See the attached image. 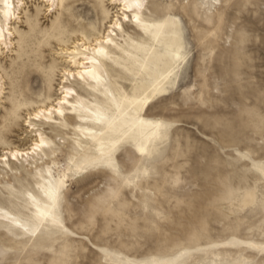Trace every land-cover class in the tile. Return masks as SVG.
Wrapping results in <instances>:
<instances>
[{"label":"rangeland","instance_id":"374dc122","mask_svg":"<svg viewBox=\"0 0 264 264\" xmlns=\"http://www.w3.org/2000/svg\"><path fill=\"white\" fill-rule=\"evenodd\" d=\"M26 3L14 52L0 57V154L27 148V110L57 97L60 75L40 95L27 72L60 69L59 49L92 40L116 11L109 0H61L51 13ZM145 20L116 31L99 83L71 79L80 98L65 121L36 122L51 147L44 180L22 168L0 177V264H264V0H148ZM176 20L184 62L142 110L169 72L162 38ZM142 121L159 123L161 140L140 156L128 136ZM247 192L255 201L240 206ZM41 213L60 228L31 233Z\"/></svg>","mask_w":264,"mask_h":264},{"label":"bare ground","instance_id":"6f19581e","mask_svg":"<svg viewBox=\"0 0 264 264\" xmlns=\"http://www.w3.org/2000/svg\"><path fill=\"white\" fill-rule=\"evenodd\" d=\"M41 1L42 4L47 8V12H54L60 8L61 0H36ZM222 0H219L221 3ZM19 6L15 5V0H9L10 7H5L3 0H0V32L3 33L0 37V57L3 55L2 50L7 52H14L17 31L13 25L14 19L19 23H22L23 10L26 8V0H18ZM109 4L116 9L114 15L110 21H106L105 12L101 13L99 18V28L97 30L96 36H91L92 40H89L88 36L83 34L80 37H75L70 43L72 46L70 48L59 49L62 53H56L58 55H64V60L62 67L57 69V66H51L50 70L47 68H42L41 73L37 76L32 77L31 71L27 72L25 76L26 89L30 88L31 92L43 95L44 91L50 93L52 90L51 83L57 75H60L58 89L54 99H49L46 96L45 101L40 102L35 109L29 111L25 115V122L29 132H33L32 138L29 140L27 148H20L18 146L4 148L2 154H0V177L4 172L18 171L21 168L26 171L35 170L36 182L44 180V175L42 174L41 166L46 165L44 162V156L48 155V149L50 147V141L45 136L42 131L37 128L38 120L47 119L54 123L61 120L59 115L63 113V119L71 113L72 108L79 103L77 91L70 85L71 79L74 81H83L86 85L92 86L100 82L102 79L99 67L102 66L101 57L107 53V47L109 44L114 42V38L118 36L116 31H125V27H130L132 24H136L140 28L143 27L145 20V12L148 10V0H144V6L140 9L133 10L132 12L126 11L125 4L123 0H109ZM5 13H10V15H5ZM103 15V16H102ZM125 16L129 18L124 19ZM139 17V22H137L134 17ZM127 21V22H126ZM124 23L126 25L124 26ZM179 20L173 21L167 28L166 34L162 38L164 45H167L168 55L171 58L170 67L168 74L163 78L162 82L156 87V90L152 91L150 96L145 102L140 106V109H144L145 106L152 102L155 93L163 92L166 90L165 84H170V82L176 78L177 73L180 70V65L184 62L185 56L182 50L185 45L184 41V31ZM120 26L117 27L116 25ZM148 35L151 34L150 31H146ZM7 36L10 38L7 39ZM38 78V86H35V78ZM162 85L163 87L159 86ZM6 84L5 76L0 70V106L5 99ZM80 98V97H79ZM66 101V103H62ZM42 122V121H41ZM63 124V123H61ZM121 127V126H120ZM114 128V127H113ZM160 125L156 122L148 123L142 121L138 126L131 132L128 138L136 144L137 154L140 156L149 154L154 148L157 147L158 142L161 140L159 133ZM126 131H122V135L125 136ZM41 140L44 141L43 146ZM15 156V159L12 157ZM7 157V159H4ZM69 183V176L67 173H63L61 180V187H65ZM1 185V183H0ZM61 196V191L59 196L55 195V202ZM255 201L254 193H245V196L240 201V206L251 205ZM59 204V203H58ZM43 216L39 219L36 226L32 227L31 233L33 234H43L48 226H53L57 229L60 228L62 224L53 215L48 213H41ZM255 246V245H254ZM186 254V252H185ZM182 255H184L182 253ZM179 259H176L174 263L180 264Z\"/></svg>","mask_w":264,"mask_h":264},{"label":"snow or ice","instance_id":"6c2138e0","mask_svg":"<svg viewBox=\"0 0 264 264\" xmlns=\"http://www.w3.org/2000/svg\"><path fill=\"white\" fill-rule=\"evenodd\" d=\"M3 2H4L5 7H10L9 0H3ZM215 2L219 3V0H215ZM123 3L125 4L126 11H128V12H132L133 10L140 9L144 6V0H123ZM5 15H10V13H5ZM128 18H129L128 16L124 17L125 20H127ZM134 19H136L137 22H139L138 16L134 17ZM116 26L119 27L120 25L117 24ZM2 35H3V33L0 32V37H2ZM62 103H66V101H62ZM62 114L63 113H61V115ZM43 145H44V141L41 140V144L39 146H43ZM4 159H7V157H4ZM12 159H15V156H13ZM115 171L118 173V169ZM260 171L264 172V166H261ZM24 231L27 232L28 228L25 227Z\"/></svg>","mask_w":264,"mask_h":264}]
</instances>
